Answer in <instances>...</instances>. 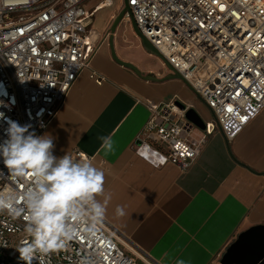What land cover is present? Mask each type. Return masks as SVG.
<instances>
[{
	"label": "built area",
	"instance_id": "obj_1",
	"mask_svg": "<svg viewBox=\"0 0 264 264\" xmlns=\"http://www.w3.org/2000/svg\"><path fill=\"white\" fill-rule=\"evenodd\" d=\"M90 0H0V143L8 120L42 136L101 43L91 36L100 6ZM109 6H113L112 0ZM102 5V4H101ZM139 30L207 105L212 118L191 142L192 105L174 97L152 110L135 152L154 167L188 170L218 126L235 139L264 110V0H128ZM92 77L99 83L104 78ZM231 109V111H230ZM246 117V119H242ZM71 157H94L76 150ZM29 176L12 177L0 158V193L22 194ZM22 206V203L19 205ZM26 221L0 211V264H25ZM80 226L65 249L37 253L32 264H139L103 218L94 232ZM145 264H156L141 256Z\"/></svg>",
	"mask_w": 264,
	"mask_h": 264
},
{
	"label": "crops",
	"instance_id": "obj_2",
	"mask_svg": "<svg viewBox=\"0 0 264 264\" xmlns=\"http://www.w3.org/2000/svg\"><path fill=\"white\" fill-rule=\"evenodd\" d=\"M103 2L90 0L87 8L100 6L98 13L112 7ZM113 22L109 19L94 38L101 43L99 51L43 135L53 137L56 157L76 150L94 157L105 174V195H111L110 200L98 197L104 219L128 251L139 253V263L145 264L144 256L156 264H221L242 232L264 224V110L233 140L217 126L188 170L174 164L154 167L135 147L155 107L178 97L204 122L212 112L173 68L141 40L134 41L128 21L112 37ZM113 47L137 71L115 60ZM108 135L115 150L105 155L99 137Z\"/></svg>",
	"mask_w": 264,
	"mask_h": 264
},
{
	"label": "clouds",
	"instance_id": "obj_3",
	"mask_svg": "<svg viewBox=\"0 0 264 264\" xmlns=\"http://www.w3.org/2000/svg\"><path fill=\"white\" fill-rule=\"evenodd\" d=\"M3 115V114H2ZM0 115V117H2ZM28 125L8 120L7 139L0 143V158L12 177L29 176L31 183L22 194L0 193V211L21 216L31 243L18 249L21 260L32 264L37 253L49 255L67 247L79 235L77 229L87 224L94 232L105 216V205L98 197L105 195V174L89 160L73 159L68 153L53 154L50 134L42 136L29 131ZM105 155L114 152L111 135L99 137ZM22 203V206H19ZM119 216L125 214L117 206ZM177 264H185L178 260Z\"/></svg>",
	"mask_w": 264,
	"mask_h": 264
},
{
	"label": "water",
	"instance_id": "obj_4",
	"mask_svg": "<svg viewBox=\"0 0 264 264\" xmlns=\"http://www.w3.org/2000/svg\"><path fill=\"white\" fill-rule=\"evenodd\" d=\"M125 4L126 6L124 10L115 19L114 24L111 27L110 34L112 35V37L116 32L118 26L126 18L127 13H130L128 0H125ZM131 26L135 34L141 40L144 48L152 54H155L156 56L162 58L166 62L167 66L172 69V66L167 62L166 58L156 49V47L152 45V43L139 30L137 23L132 15ZM111 44H113V41ZM113 56L115 60H117L123 66L133 68L137 71V68L133 64L122 61L117 56L114 47ZM176 76L180 79H183L182 76L178 73L176 74ZM187 117L195 126L201 129L205 128L203 118L194 108H191L188 111ZM221 264H264V224L253 226L248 230L242 232L238 236V238L227 248L225 254L221 259Z\"/></svg>",
	"mask_w": 264,
	"mask_h": 264
},
{
	"label": "rangeland",
	"instance_id": "obj_5",
	"mask_svg": "<svg viewBox=\"0 0 264 264\" xmlns=\"http://www.w3.org/2000/svg\"><path fill=\"white\" fill-rule=\"evenodd\" d=\"M113 1H114V6L105 7L96 14V16L94 18V25L91 28V36L93 38H95L99 34V32L103 31V29H104V27L107 24L109 19L111 21L112 20L115 21V19L119 16V14L124 10V8L126 6L125 0H113ZM125 21H128V25H127L128 32H130L134 41L139 42L140 39L135 34V32L131 26V18L126 17ZM113 24H114V22H113ZM113 24H112V26H113ZM133 53H134V55H136V57L141 56V54L138 51H133ZM204 133L205 132L201 128L195 126L192 133H191V142L197 143L199 141V139L204 135ZM139 264H142V263H139Z\"/></svg>",
	"mask_w": 264,
	"mask_h": 264
},
{
	"label": "snow or ice",
	"instance_id": "obj_6",
	"mask_svg": "<svg viewBox=\"0 0 264 264\" xmlns=\"http://www.w3.org/2000/svg\"><path fill=\"white\" fill-rule=\"evenodd\" d=\"M131 2H132L133 4H135V3H136V0H131ZM230 111H231V109H230ZM242 119H246V117H242Z\"/></svg>",
	"mask_w": 264,
	"mask_h": 264
},
{
	"label": "bare ground",
	"instance_id": "obj_7",
	"mask_svg": "<svg viewBox=\"0 0 264 264\" xmlns=\"http://www.w3.org/2000/svg\"><path fill=\"white\" fill-rule=\"evenodd\" d=\"M106 4H107V5L110 4V1H108ZM104 5H105V4H104Z\"/></svg>",
	"mask_w": 264,
	"mask_h": 264
}]
</instances>
